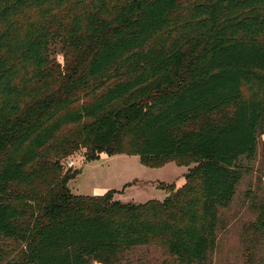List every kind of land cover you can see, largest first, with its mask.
I'll list each match as a JSON object with an SVG mask.
<instances>
[{"label": "trees", "instance_id": "1", "mask_svg": "<svg viewBox=\"0 0 264 264\" xmlns=\"http://www.w3.org/2000/svg\"><path fill=\"white\" fill-rule=\"evenodd\" d=\"M263 124L264 0H0V240L25 245L6 264H117L152 242L203 264ZM81 145L195 155L200 183L142 205L74 195L54 173Z\"/></svg>", "mask_w": 264, "mask_h": 264}, {"label": "rangeland", "instance_id": "2", "mask_svg": "<svg viewBox=\"0 0 264 264\" xmlns=\"http://www.w3.org/2000/svg\"><path fill=\"white\" fill-rule=\"evenodd\" d=\"M61 42L50 46L53 61L67 60ZM264 125V124H263ZM88 149L77 146L73 154L57 157L59 166L54 175L74 177L67 186L74 195L84 197L111 194L112 200L142 205L155 200L162 202L170 189L198 187V167L202 159L195 155L146 162L128 151L113 155L101 153L88 159ZM242 178L231 203L219 209L216 245L210 249L203 264H264V231L257 217L264 201V126L259 129L256 153L239 159ZM41 187L40 184H38ZM167 187V190H166ZM4 257L0 264L16 259L25 245L4 238L0 240ZM117 264H188L181 263L159 242L139 244L119 251ZM197 264V262L190 263Z\"/></svg>", "mask_w": 264, "mask_h": 264}]
</instances>
